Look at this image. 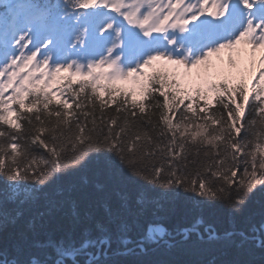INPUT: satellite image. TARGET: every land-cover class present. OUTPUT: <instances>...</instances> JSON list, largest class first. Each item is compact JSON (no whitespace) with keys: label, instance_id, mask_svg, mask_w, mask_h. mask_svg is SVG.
Instances as JSON below:
<instances>
[{"label":"snow or ice","instance_id":"snow-or-ice-1","mask_svg":"<svg viewBox=\"0 0 264 264\" xmlns=\"http://www.w3.org/2000/svg\"><path fill=\"white\" fill-rule=\"evenodd\" d=\"M0 234V264H264V0H0Z\"/></svg>","mask_w":264,"mask_h":264},{"label":"trees","instance_id":"trees-1","mask_svg":"<svg viewBox=\"0 0 264 264\" xmlns=\"http://www.w3.org/2000/svg\"><path fill=\"white\" fill-rule=\"evenodd\" d=\"M243 135V133H242ZM145 186L143 182H129L127 185V189L131 193H135L141 189H143ZM197 198H193L191 200H186L183 197V194H181V197L178 198L175 203V211L172 212H163L158 211L155 207H153L151 204L145 205V210L140 213L138 216L130 234V239L134 242L139 236H141L151 224H163L170 232L175 233L180 228L189 226L194 218L196 213L194 211H188V209H191L194 207V201ZM261 197L257 196L256 200L253 202L251 208L249 209L248 214L255 215L258 213L259 209V201ZM256 222H258L259 217L258 215L255 216ZM209 220L211 223L215 224V226L223 231L225 229H228L230 225L231 217L229 215V210L224 207L218 206L216 210H213L209 214ZM236 225L237 227H243L247 228L248 225L245 221L244 217H237L236 218ZM87 227L92 231L93 235H97L95 225L92 222H89ZM82 231V229L77 228L76 232L79 233ZM62 234V231H57V235ZM0 238H2V234H0ZM171 243V241H169ZM129 247H132L133 244H129ZM123 251V245L116 239H113L111 246H110V252L109 255L112 256L113 253L117 251ZM114 259L123 260L128 259L129 257L124 256H113Z\"/></svg>","mask_w":264,"mask_h":264}]
</instances>
